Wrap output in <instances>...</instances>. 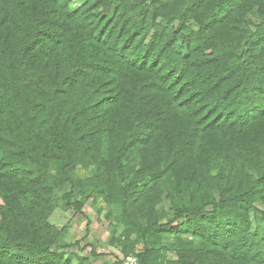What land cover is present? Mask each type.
<instances>
[{"label": "trees", "instance_id": "1", "mask_svg": "<svg viewBox=\"0 0 264 264\" xmlns=\"http://www.w3.org/2000/svg\"><path fill=\"white\" fill-rule=\"evenodd\" d=\"M73 1L0 0V264H93L90 196L112 264H264V0Z\"/></svg>", "mask_w": 264, "mask_h": 264}, {"label": "rangeland", "instance_id": "2", "mask_svg": "<svg viewBox=\"0 0 264 264\" xmlns=\"http://www.w3.org/2000/svg\"><path fill=\"white\" fill-rule=\"evenodd\" d=\"M82 0H74L72 6L78 5ZM192 28L195 25L190 24ZM78 171L83 176L87 175L80 167ZM114 211L104 204L102 199L90 196L84 200L80 212L71 209L64 210L59 206L50 217V221L59 229L64 228L63 237L57 242V246L69 244L66 249L56 248L59 252H79L85 255L93 264H112L116 259L120 260V246L114 240L112 230ZM173 240L168 236L162 239V246H166ZM76 242V243H75ZM92 251L95 255H92Z\"/></svg>", "mask_w": 264, "mask_h": 264}, {"label": "built area", "instance_id": "3", "mask_svg": "<svg viewBox=\"0 0 264 264\" xmlns=\"http://www.w3.org/2000/svg\"><path fill=\"white\" fill-rule=\"evenodd\" d=\"M120 264H140L138 262V260L136 259V257L134 256H128L124 259H122L121 263Z\"/></svg>", "mask_w": 264, "mask_h": 264}]
</instances>
